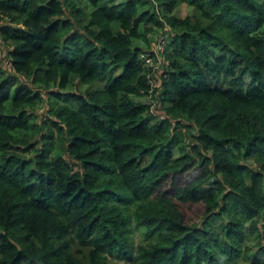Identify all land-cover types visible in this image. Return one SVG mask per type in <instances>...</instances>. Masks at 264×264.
I'll list each match as a JSON object with an SVG mask.
<instances>
[{"label":"trees","instance_id":"1","mask_svg":"<svg viewBox=\"0 0 264 264\" xmlns=\"http://www.w3.org/2000/svg\"><path fill=\"white\" fill-rule=\"evenodd\" d=\"M251 236L264 0H0V264H242Z\"/></svg>","mask_w":264,"mask_h":264},{"label":"rangeland","instance_id":"2","mask_svg":"<svg viewBox=\"0 0 264 264\" xmlns=\"http://www.w3.org/2000/svg\"><path fill=\"white\" fill-rule=\"evenodd\" d=\"M190 13H191V9L188 8L187 6H184V5L178 6L176 11H175V14L178 17H185V16H187ZM161 48L164 49V47H161ZM165 49H166V47H165ZM4 52H6V50ZM5 54L6 53H4L3 56H5ZM4 60H2L1 64H3L4 68H7L9 66L8 65L9 61L7 59H4ZM248 81H249V77H246V82H248ZM87 87L88 88H96V85L95 84H93V85H83L81 90L84 91V90H86ZM43 100L44 101L42 102V104L39 105V107L36 108V112L38 114L37 121L39 120L40 117H42L43 119L46 118L45 117L46 114L42 115L43 113H46V110L48 108V107H46L45 96H43ZM155 120H157L156 117H155ZM191 131H194V130H191ZM173 151H174V156H176L177 155L176 149H174ZM189 175H182V177L179 178L177 181H170L172 184L168 183L166 185V189H169L168 191L173 193V191L176 188V186L184 184V182H186L189 179ZM208 189H209V185L203 186L202 189H201V193L205 194L208 191ZM203 210H204V207L201 204H196L194 206V211L197 212L198 215H201L203 213ZM220 223H221V219L217 218V219L212 221L210 226L211 227H217ZM133 240H134V246L139 243V234L138 233L134 234ZM244 244H245L246 247H248L250 249L249 252H248V256H247L246 259L240 257V258L237 259V261L242 262V264H254L255 260L260 259L261 262H264V256H262V254H259V247L257 246L256 238L251 236L248 239H246ZM77 246H78V244L75 243L74 247L77 248ZM83 253H86V252L82 251V254ZM109 259L111 260L112 258H109ZM132 263L131 262H126V261H121V260L118 261L116 259H112V264H132Z\"/></svg>","mask_w":264,"mask_h":264},{"label":"built area","instance_id":"3","mask_svg":"<svg viewBox=\"0 0 264 264\" xmlns=\"http://www.w3.org/2000/svg\"><path fill=\"white\" fill-rule=\"evenodd\" d=\"M173 36L174 34L169 29L158 35L155 40V45L151 52L142 54L141 58H143L147 64H152V57L154 54L156 58L155 66L158 69V66L162 63L161 55L164 53L165 47L168 45ZM161 47H164V49H162ZM149 82L153 84V87H156V83L153 78H151ZM161 119H165V116H161Z\"/></svg>","mask_w":264,"mask_h":264}]
</instances>
